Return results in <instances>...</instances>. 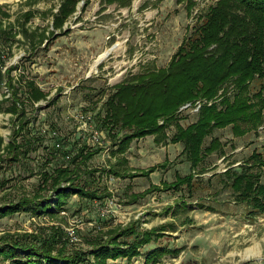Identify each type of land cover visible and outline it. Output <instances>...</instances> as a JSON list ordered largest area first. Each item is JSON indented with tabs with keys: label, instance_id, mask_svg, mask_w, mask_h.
I'll return each mask as SVG.
<instances>
[{
	"label": "rangeland",
	"instance_id": "obj_1",
	"mask_svg": "<svg viewBox=\"0 0 264 264\" xmlns=\"http://www.w3.org/2000/svg\"><path fill=\"white\" fill-rule=\"evenodd\" d=\"M217 1L131 0L121 7L106 0H80L59 32L53 30L52 20L61 0H0V26L14 25L12 32H19L11 38L10 53H4L5 66L17 67L11 78L21 75L23 80H32L47 95L38 103L24 101L29 124L16 142L28 140L31 145L17 162L3 151L13 138V116L0 113V206L34 194L53 204L49 197L53 194L42 189V176L70 166V156L82 146L98 153L80 165L77 183L104 196L102 201L89 202L73 195L55 216L37 217L21 210L0 218V237L47 236L57 227L66 251L87 252L91 251L87 243L95 235L135 224L139 232L164 229L156 231L161 237L142 247L140 256L128 262L108 260L109 264H143L145 255L156 247L177 250L157 264H264V213L238 202L223 174L226 170L239 173L252 165L253 152L264 157L262 128L242 137L233 136L229 127L214 131L205 145L216 138L221 153L205 156L191 171L180 154L182 145L156 144L154 136L134 140L123 154L113 155L118 142L100 132L94 119L113 87L129 74L166 67L198 17ZM21 31L29 37L25 39ZM43 33H49L48 42L40 45L38 38ZM108 51L92 72L95 59ZM261 87L264 91V80L251 84L252 91ZM6 89H0V99ZM181 108L178 124L186 127L195 122L199 111ZM75 113L92 117L94 128L101 133V146H92L89 135L77 130L71 119ZM52 131L58 133L61 151L55 150ZM174 132L173 125L165 130L168 139ZM151 168L157 170L148 177L140 176ZM245 171L259 173L253 166ZM189 174L192 192L185 186L178 192L165 188L175 177ZM131 195L138 197L131 201ZM70 233L76 242L71 241ZM132 241L131 237L125 240ZM86 254L92 262V256ZM0 264L8 262L0 258Z\"/></svg>",
	"mask_w": 264,
	"mask_h": 264
},
{
	"label": "trees",
	"instance_id": "obj_2",
	"mask_svg": "<svg viewBox=\"0 0 264 264\" xmlns=\"http://www.w3.org/2000/svg\"><path fill=\"white\" fill-rule=\"evenodd\" d=\"M79 1L61 0L58 11L53 15V30H62L75 13ZM130 1L106 0L107 3L117 2L121 7L128 6ZM2 15L5 17V14ZM13 29L14 25L7 29L0 26V89L4 86L9 92L8 98L2 95L0 99V113L13 116V138L3 151L10 155L12 162H17L20 155L27 154L31 145L28 140L16 142L27 131L29 124L24 101L38 103L46 100L47 95L32 80H23L21 75L11 78V73L17 69L15 66H9L2 72L4 53H10L11 38L19 33L12 32ZM20 33L25 39L29 37L25 31ZM48 35L43 33L39 36L40 45L48 42ZM263 80L264 0H218L198 17L166 67L129 74L113 87L114 92L94 119L100 132L118 142L113 155L123 154L134 140L154 136L156 144L168 142L182 145L180 154L189 163L190 170L194 171L205 156L221 150L216 138L205 145V140L214 131L229 127L235 137L260 128L264 131V91L262 87L251 90L254 81ZM227 86H230L229 91ZM196 101L204 104L198 110L195 122L186 127L180 126L179 109ZM171 125L175 127V132L168 139L165 130ZM2 145L0 138V148ZM97 151L89 152L86 146H82L70 156V166L54 168L50 174H43L42 189L47 188L53 194L49 195L54 199L53 204L47 202V198L34 194L32 198L23 197L15 204L0 206V218L21 210L30 211L37 217L55 216L73 195L89 202L102 201L104 196L96 190L88 189L85 183H77L80 165L90 160ZM250 160L252 165L239 173L226 170L223 174L229 178L230 188L238 202L248 205L252 211L264 213V157L253 152ZM252 166L258 167V174L245 171ZM156 170L151 168L141 172L140 176L148 177ZM116 173L113 172L114 176ZM192 185L191 174L177 176L173 183L164 184L167 190L174 192L185 186L189 193L192 192ZM137 197L131 195L129 198L135 201ZM159 229L139 232L135 224L116 227L92 237L87 243L91 251L68 252L62 231L54 227L47 236L22 234L11 240L0 237V258L8 264H109L108 260L118 259L128 262L140 256L142 247L161 237L156 231H163L164 228ZM130 237L133 241L126 243L125 240ZM27 239L29 241L26 242ZM86 253L92 256V262ZM170 254H177V250L153 248L145 255L143 264H157Z\"/></svg>",
	"mask_w": 264,
	"mask_h": 264
},
{
	"label": "built area",
	"instance_id": "obj_3",
	"mask_svg": "<svg viewBox=\"0 0 264 264\" xmlns=\"http://www.w3.org/2000/svg\"><path fill=\"white\" fill-rule=\"evenodd\" d=\"M7 69V66L2 67V72H5ZM4 97L8 98L9 97V92L6 89L4 93ZM201 107L200 102H194L193 105L187 104L181 108V110L188 109L190 108L194 112H198V110ZM72 122L78 126L77 130L81 132V134L89 135L88 140L91 141L92 146H101L103 143L101 142V133L97 131L94 126H93V119L91 116L82 114V113H75L71 115ZM50 137H52L55 140V150L56 151H61L62 150V145L60 144L59 138H58V133L56 131H52L50 133ZM66 159H68V156H66ZM103 216V211L101 212ZM69 237L71 241L76 242L77 238L74 236L72 233L69 234Z\"/></svg>",
	"mask_w": 264,
	"mask_h": 264
},
{
	"label": "bare ground",
	"instance_id": "obj_4",
	"mask_svg": "<svg viewBox=\"0 0 264 264\" xmlns=\"http://www.w3.org/2000/svg\"><path fill=\"white\" fill-rule=\"evenodd\" d=\"M106 53H107V52H105V53L99 55V56L95 59V61H94L93 64H92V67H91V71H92V72L95 71L96 67H97V66L101 63V61L105 58V54H106Z\"/></svg>",
	"mask_w": 264,
	"mask_h": 264
},
{
	"label": "water",
	"instance_id": "obj_5",
	"mask_svg": "<svg viewBox=\"0 0 264 264\" xmlns=\"http://www.w3.org/2000/svg\"><path fill=\"white\" fill-rule=\"evenodd\" d=\"M109 51L105 54V57L108 55Z\"/></svg>",
	"mask_w": 264,
	"mask_h": 264
},
{
	"label": "crops",
	"instance_id": "obj_6",
	"mask_svg": "<svg viewBox=\"0 0 264 264\" xmlns=\"http://www.w3.org/2000/svg\"><path fill=\"white\" fill-rule=\"evenodd\" d=\"M16 67V66H15ZM17 68V67H16ZM17 69H15L14 71H16ZM16 79V78H15Z\"/></svg>",
	"mask_w": 264,
	"mask_h": 264
}]
</instances>
